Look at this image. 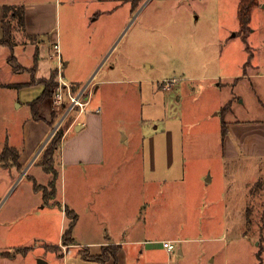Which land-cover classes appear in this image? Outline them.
Returning <instances> with one entry per match:
<instances>
[{
  "label": "rangeland",
  "instance_id": "rangeland-1",
  "mask_svg": "<svg viewBox=\"0 0 264 264\" xmlns=\"http://www.w3.org/2000/svg\"><path fill=\"white\" fill-rule=\"evenodd\" d=\"M26 1L52 4L51 35L58 34L60 56L63 54L72 60L63 70L64 81L67 84L73 80L84 82L93 73L92 82L94 86L100 85V89L92 98L104 107V133L111 139V145L122 130L139 134L154 130L157 134L182 132L186 125L185 130L216 132L221 129L224 114L216 116L220 110H213V106L219 104L220 99L226 100L225 92H231L228 97L230 115L225 116V121L264 119V104L255 92L257 81L264 78H243L244 62L250 53L238 34L239 0H136L133 1L136 8L130 11L124 5L127 0H111L107 4L110 13L100 15L95 24L90 17L101 9V3ZM14 2L16 0H0V7ZM85 14L89 16L84 18ZM6 21L12 20L7 18ZM13 27L14 44L30 42L15 21ZM41 40L39 37L32 41ZM249 46L254 58L246 72L264 73V68L255 69L256 63L264 62V54L259 52L254 34L250 35ZM54 71L57 74L55 91L60 74L57 69ZM217 75L241 79L238 82L231 77L212 80ZM165 82L172 83V90L164 89ZM216 82L226 84L222 95L213 91L212 83ZM44 90L39 86L28 88L22 100L32 103ZM53 95L54 92L50 105L54 109ZM9 96L10 91L0 88V147L20 137L19 132L23 131L31 113L28 106L15 110L8 102ZM75 115L78 114L70 115L65 127L73 122ZM56 116L54 113L53 118ZM14 141L20 140L15 138ZM210 155L208 152L205 158ZM42 156L31 165V170V167L25 171L15 165L0 166V264H39L41 260L48 264H95L85 259V252L77 246L64 256L73 244L61 242L70 221L66 222L65 208H70L75 199L87 203L86 180L82 177L71 180L69 172L67 177L63 173L56 180L57 197L47 205L43 191H35L36 184L43 185L48 195H52L54 178L41 166ZM242 160L236 168H223L218 160L217 166L209 168L213 176L216 169L217 176L224 171L229 175L228 213L225 215L222 211L220 218H214L220 230L208 232L205 225L203 229L204 236L214 235L219 239L200 241L197 243L200 247L192 250L188 258L174 259L173 263L264 264V164L253 174L246 158ZM60 163L55 165L59 172L62 171ZM222 187L225 184L218 186L220 193ZM135 199L133 196L128 200ZM200 248L205 254L202 260H199L203 254ZM212 252L216 260L210 263Z\"/></svg>",
  "mask_w": 264,
  "mask_h": 264
},
{
  "label": "crops",
  "instance_id": "crops-1",
  "mask_svg": "<svg viewBox=\"0 0 264 264\" xmlns=\"http://www.w3.org/2000/svg\"><path fill=\"white\" fill-rule=\"evenodd\" d=\"M110 1L92 0L94 4L101 3L102 6L90 17L91 23H97L100 15L110 13L107 10ZM127 1V4L124 3L128 6L126 10L136 8L133 2L136 0ZM47 3L33 4L26 0H16L11 4L25 6L24 33L30 42L16 45L13 51L9 46L0 45V88L10 91L8 102L15 110L23 109L25 106L31 109L23 131L19 132L20 137H15L20 141H14V138L13 142L0 147V152L7 144L17 149L20 152V167L25 171L30 167L31 170V165L40 159L43 149L61 121L59 116L63 109L51 108L49 97L39 103L38 118L35 119L33 102L22 100V96L26 89L34 86L44 89V85L41 83L31 85L33 75L29 72H15L8 59L14 55L19 64L32 68L38 52L37 80L50 79L53 71L56 69L59 71L62 64V74L65 76L64 68L72 64V60L63 54L57 55L55 47L60 46V43L58 34H53V37L51 35L54 13L51 11L52 4ZM5 5L0 7V40L4 36ZM86 16L89 15L85 14L84 18ZM251 22V34L257 37L259 52L264 54V0H260L259 7L254 10ZM39 37L42 39L40 42L37 43L38 39L36 42L32 41L33 38ZM253 58L254 55L251 63L247 65L249 54L247 61L244 62L246 69L243 78H264V73L246 72ZM258 64L256 63L255 69L264 68V62L260 61ZM92 76L93 73L84 82L73 80L69 84L75 90L76 88L80 90L91 82L90 87L94 88L95 95L99 92L100 85L94 86ZM223 77H231L235 82L241 79L217 75L212 77V80L221 81ZM212 87L215 93L221 95L222 90L227 89L223 82L212 83ZM171 88L164 87L166 91L172 90ZM256 89L257 96L264 104V81H257ZM224 95L226 100L220 99V103L213 106V110H220V113H215L216 116L228 107L221 117V120L223 118L221 129L216 132L185 130L186 125L182 132L162 131L157 134L154 130L147 131L149 132L147 134L142 132L139 134L133 133V130L120 129L122 131H119L120 134L111 145V139L104 133L102 104H98L92 98L88 110L79 116L75 115L73 122L65 130L61 146L57 149L55 165L61 162L62 171L59 172V176L64 173L67 177L69 172L71 180L84 178L87 183L85 194L88 197L86 204L75 199L70 208L67 207L73 210L77 217L72 236L74 244L69 245V252L64 256L71 254L70 250L74 246L96 257L103 253L105 247H115L117 259L110 258L105 264H175L174 259L188 258L192 250L199 248L200 245L197 243L200 241L211 242L219 239L214 235L204 236L203 229L205 225L208 232L220 230L214 218H220L222 211L225 215L228 213L226 199L229 191L226 184H229V175L224 171L217 176L216 169L213 176L209 168L217 166V160L223 168L227 169L228 166L236 168L239 162H243L244 157L255 174L258 167L264 164V119L225 121V116L230 115L228 97L231 92H225ZM99 109L100 113H97ZM54 113L57 114L55 118ZM223 122L226 123L228 130L225 137L222 130ZM194 124L192 121L191 126ZM208 152H211V155L205 158ZM224 184L225 187L221 189L223 192L220 193L218 186ZM74 193L78 194L79 191ZM133 196H136L135 200H128ZM64 216L66 222L70 220L67 213ZM165 241L175 243L176 250L169 252L164 247ZM199 250L203 251L199 257V260H202V256L205 255L204 249ZM213 252L209 258L210 263L216 260L212 256L215 253ZM90 260L95 264L96 262L101 264L98 260ZM199 264H202L201 261Z\"/></svg>",
  "mask_w": 264,
  "mask_h": 264
},
{
  "label": "trees",
  "instance_id": "trees-1",
  "mask_svg": "<svg viewBox=\"0 0 264 264\" xmlns=\"http://www.w3.org/2000/svg\"><path fill=\"white\" fill-rule=\"evenodd\" d=\"M260 5V0H240L238 4V22H240V28L238 31V34L243 38L247 45V50L250 53V59L247 65L251 63L252 56L254 55V52H252V48L249 46V39L252 31V15L254 10L259 7ZM4 20H3V29H4V36L0 40V45L3 46H9L12 51L14 50L16 44L13 42V37H14V27H13V22L15 21L17 25L24 29L25 32V27H26V13H25V6L24 5H5L4 10ZM7 18H10L12 21L9 23L6 21ZM35 39V38H33ZM35 65L32 68H26L23 65L19 64L18 60L15 59L14 55H11L9 57V61L16 72H21V71H26L29 72L30 74L33 75V80L30 83L31 85L41 83L44 85V92L43 94L38 97L36 101L32 103L33 105V115L34 118H38V106L39 103L44 101L45 99L49 98L52 96L54 92V87L56 86L55 78L57 77L56 72H53V75L50 79H36V70H37V63L39 61L38 59V52L35 55ZM228 108V107H227ZM223 109L222 114L227 110ZM225 110V111H224ZM61 125L53 134V137L50 139L48 144L45 146L43 149V156L42 160L40 161L41 166H43L44 170L50 174L53 175L54 180L51 183V189H52V195L49 196L46 187L43 185H35V189L38 192L43 191V196L45 197V203L50 204V200L56 199V194H57V178L59 176V171L57 167L55 166V154L57 152V149L61 146L63 139L65 137V130L67 127H63ZM223 137L226 136L228 130H226V123L223 122ZM20 159V152L15 149L14 147L7 145L1 152H0V166H10V165H15L20 167L19 163ZM54 203V202H53ZM52 204V203H51ZM56 204V202L54 203ZM65 211L67 213L68 218L70 219L69 222V227L66 229L64 235H63V242L66 244H74V239H73V229H74V224L76 221V213L69 208H65ZM82 252H87V253H82L83 257L85 259H94L98 260L101 264H105L106 261H108L110 258H114L115 260L117 259V248L115 247H105L103 250V253L100 256H91L88 254V251H84V249H81Z\"/></svg>",
  "mask_w": 264,
  "mask_h": 264
},
{
  "label": "built area",
  "instance_id": "built-area-1",
  "mask_svg": "<svg viewBox=\"0 0 264 264\" xmlns=\"http://www.w3.org/2000/svg\"><path fill=\"white\" fill-rule=\"evenodd\" d=\"M57 55L60 56V46L55 47ZM63 64L59 67L58 73L60 74V83L55 88L53 99L56 108L63 109L60 117V122L57 124L55 131L68 120L71 114L78 113V116L85 113L91 104L92 96L94 95V90L90 87L91 82L84 86L80 90H74L71 84H67L64 81V76L62 74ZM174 83V82H173ZM166 88L171 87V82L164 83ZM89 93V94H88ZM91 95V96H89ZM97 110V113H100ZM54 131V133H55ZM164 247L168 249L169 252L176 250V244L170 241L164 242Z\"/></svg>",
  "mask_w": 264,
  "mask_h": 264
},
{
  "label": "water",
  "instance_id": "water-1",
  "mask_svg": "<svg viewBox=\"0 0 264 264\" xmlns=\"http://www.w3.org/2000/svg\"><path fill=\"white\" fill-rule=\"evenodd\" d=\"M39 264H48V263L45 262L44 260L43 261L41 260Z\"/></svg>",
  "mask_w": 264,
  "mask_h": 264
}]
</instances>
